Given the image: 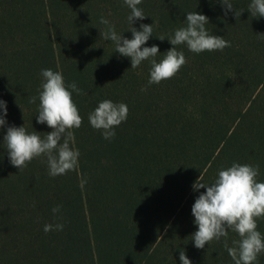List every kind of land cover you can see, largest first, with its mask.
Wrapping results in <instances>:
<instances>
[{"label":"trees","instance_id":"obj_1","mask_svg":"<svg viewBox=\"0 0 264 264\" xmlns=\"http://www.w3.org/2000/svg\"><path fill=\"white\" fill-rule=\"evenodd\" d=\"M250 2L231 0L243 12L237 21L220 0H142L147 18L133 26L155 22L144 47L157 45L161 55L171 49L167 38L186 27L188 12L207 16L209 34L231 43L200 54L177 46L186 64L148 85L149 61L131 69L130 58L100 37L103 15L132 38L123 0H0V99L8 125L41 136L51 131L37 123L39 100L29 103L42 69L61 72L66 85L85 93H73L82 125L71 146L80 156L65 175L50 177L43 157L21 172L13 167L7 129L0 128V264H181L180 250L192 264H234L224 238L194 246L191 210L200 175L211 184L235 162L259 165L264 182V38L257 35L264 18L251 17ZM105 99L129 109L110 141L88 120ZM49 223L64 229L45 234ZM257 225L264 236V217ZM235 239L230 232L229 246Z\"/></svg>","mask_w":264,"mask_h":264},{"label":"clouds","instance_id":"obj_2","mask_svg":"<svg viewBox=\"0 0 264 264\" xmlns=\"http://www.w3.org/2000/svg\"><path fill=\"white\" fill-rule=\"evenodd\" d=\"M123 3L130 9L127 21L132 38H125L123 34L117 33L115 25L103 15L99 23L105 27L100 30V37L115 45V53L130 58L131 69L149 61L148 85L160 84L173 78L186 64L185 55L183 51H178L177 46L186 45L195 54L223 51L231 47V43L223 36L209 34L206 29L209 23L207 16L188 12L184 21L186 27L175 29L174 34L168 36L167 40L173 47L161 55L157 45L144 47L153 37L155 22L141 23L139 29L133 26L136 21L147 18L143 9L138 7L142 0H123ZM220 3L225 16L232 12L237 21L240 19L243 12L237 10L231 0H220ZM248 11L251 17L264 18V0H251ZM257 35L264 38V33ZM156 38L165 40L164 35ZM158 55L161 56L159 61L156 59ZM40 75L42 82L38 96L30 97L29 103L35 104L39 100L37 123L46 124L51 131L41 136L37 131L29 133L25 126H9L6 120L7 103L2 99L0 128L7 129L4 147L13 167L21 172L33 159L43 157L42 162L47 164L48 175L55 178L78 167L80 153L71 145L74 141L73 129L81 127L82 117L73 101V93H85L75 82L66 85L63 74L59 71L42 69ZM140 90L146 92L147 87ZM128 112L125 103H114L105 99L89 113L88 120L92 128L100 130L103 138L110 141L116 136L115 127L127 120ZM258 175L259 165L235 162L230 167L218 170L217 177L211 184L202 182L203 177L200 175L193 184V190L199 195L191 210L198 230L190 237L197 249H204L213 240L224 238L223 247L234 264H258L259 255L264 253V236L257 230V219L264 217V182H258ZM201 189L206 191L201 192ZM61 207L53 208V213L59 212ZM63 229L62 223H49L44 225L43 230L47 234ZM230 232L238 234L239 237L232 240V246H229L227 240ZM179 259L181 264H192L184 250H180Z\"/></svg>","mask_w":264,"mask_h":264}]
</instances>
